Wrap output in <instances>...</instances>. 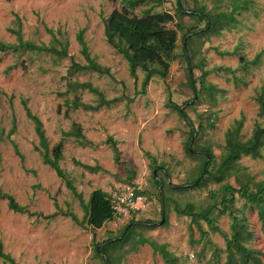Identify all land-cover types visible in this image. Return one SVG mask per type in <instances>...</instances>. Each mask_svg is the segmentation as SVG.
<instances>
[{"label": "rangeland", "instance_id": "rangeland-1", "mask_svg": "<svg viewBox=\"0 0 264 264\" xmlns=\"http://www.w3.org/2000/svg\"><path fill=\"white\" fill-rule=\"evenodd\" d=\"M200 2L205 4V10L227 11L230 8L229 0ZM148 6H136L133 12L139 15ZM119 7V2L109 0H0L1 41L14 42V35L7 28L14 27L12 20L13 14H16L20 19L23 39L47 44L51 37L45 28L59 30L68 41L67 54L84 63L75 41V33L82 28L89 55L99 65L107 67L116 80L96 72L67 76L68 58L55 59L45 53L0 52V127L7 131L11 117L14 118L15 130L10 138L21 155L18 157L14 153L7 140L0 143V191L11 194L28 212L40 214L11 211L6 206V200L0 198V242L3 251L17 264H100L92 251L94 243L116 235L130 219L149 226L151 222L164 219V215L165 225L154 224L152 229L136 230L159 243L165 242L167 249L181 264H213L215 254L208 244L199 252L201 243H190L189 219L175 214L173 202L168 203L164 212L151 178L153 169L157 167H151V161L163 164L170 183L187 186L188 189L180 193L166 191L172 201L180 204L188 201L194 207H204L208 201L207 190L191 188L188 182L197 170L199 157L194 151L185 153L183 143L188 129L185 120L172 109L170 102L185 107L193 129L197 130L191 138V146H209L215 161L222 152L224 132L234 120L242 119V139L250 135L255 121L264 124V118L257 115L254 99L264 82V0H248V9L237 16L238 23L234 28L223 30L216 36L201 37L198 40L201 45L196 42L198 45L192 47L194 56L191 61L201 62L202 70L208 71L205 82L219 90L212 95L202 92L199 101L192 98L185 77V61L180 55L181 35L185 28L177 30L175 58L167 76L151 77L145 92L134 96L140 88L143 72L136 69V79L130 78L125 59L105 42L103 35V18ZM174 7L175 0H163L153 10L169 12L173 15V22L177 21L184 27L192 23L186 16L177 15ZM197 25L202 26V22ZM260 50L263 52L255 67L234 71L238 78L244 80V85H233L228 73L216 70L218 67L235 69L238 66L237 54L249 60ZM223 51L235 54L218 53ZM198 75L199 69H193L194 78ZM67 79L89 82L105 98L119 99L109 107H100L95 111L80 108L65 110L64 98L76 97L84 103H92L94 98L86 90L58 95V92L64 91ZM195 86H198L197 82ZM22 100L25 101L24 106ZM185 100L188 102L182 105ZM31 116L44 130L49 147L58 141L62 131L70 129L72 123L78 124L81 133L96 144L93 148L80 147L73 137H67L63 142L62 158L57 163L63 178L80 192L83 202L95 188H103L107 192L116 182L144 183L148 208L126 219H110L94 230L74 224L64 212L70 211L81 219L83 208L65 187L63 179L42 164L39 154L33 149L37 138ZM207 119L209 122L213 119L211 126L206 124ZM105 135L116 140L119 163L113 161L110 148L103 143ZM72 159L88 165L98 164L105 172L90 173L75 165ZM238 162L253 181L264 180V152L261 158L241 156ZM131 172L132 175L129 174ZM226 182L236 186L232 178ZM217 186L211 183L207 187L215 189ZM242 202L241 199L236 200L234 206L240 207ZM49 214H54L51 219L43 217ZM244 215L248 230L252 232L246 246L259 250L260 260L264 263V234L256 212L244 209ZM199 223L207 231L209 241L219 249L216 264H221L225 255L223 238L216 232H210L203 221ZM228 223L225 215L216 220L218 227L226 233ZM191 228L192 239L196 240L198 232L193 224ZM0 264L7 263L0 261ZM117 264L162 262L143 244L135 252L123 255Z\"/></svg>", "mask_w": 264, "mask_h": 264}, {"label": "trees", "instance_id": "trees-1", "mask_svg": "<svg viewBox=\"0 0 264 264\" xmlns=\"http://www.w3.org/2000/svg\"><path fill=\"white\" fill-rule=\"evenodd\" d=\"M111 2H119L120 7L113 9L103 18V35L105 42L119 53L126 61L127 72L130 78L136 79V69L143 72L140 82V88L134 93V96L143 94L145 86L149 79L153 76L165 78L168 74L171 62L175 58L174 50L176 48L177 30L185 28L181 35V57L185 61V77L186 82L190 87L192 98L199 101L202 92L212 95L217 92L212 84L205 82L207 70H202L201 62L194 63L192 58L194 50L192 47L198 45V40L201 37L208 38L210 36L219 35L223 30L234 28L238 23L237 16L242 11L248 9V0H229V10L217 11L215 9L205 10V4L200 0H175L174 11L179 16H186L192 23L186 27L179 22H173V15L167 11H155L154 7L159 6L163 0H109ZM139 5H149L141 10L140 14L133 12V9ZM202 22V26L197 24ZM167 24H171L167 26ZM12 25L7 31L14 35V42H3L0 40V52L10 53H45L55 59L68 58L69 64L66 68V75L72 76L80 72H96L105 74L115 80L108 71V68L96 63L94 57L89 55L86 43L83 39V29H79L75 33V41L78 44V52L84 60V63L74 60L72 56L67 54L68 41L63 38L59 30L52 31L45 28L51 39L47 44L42 42L34 43L33 41L23 39L21 37L20 19L16 14H13ZM198 42L197 44H195ZM200 44V43H199ZM201 45V44H200ZM263 50L258 51L251 59L244 58L241 54L238 55L237 68L218 67L216 70H221L230 75L233 85H244V80L238 78L234 71L236 69H247L255 67L259 61ZM219 54H235V52H218ZM10 67V66H9ZM199 69L197 78L193 76V69ZM8 69V68H7ZM116 81V80H115ZM197 82V87L195 86ZM65 89L58 92V95H64L68 92L77 90H86L91 93L94 98L92 103H84L78 98H64L63 105L65 110L80 108L85 111H95L100 107H109L119 98L107 99L102 92L89 82H79L76 80L67 79L64 83ZM219 91V90H218ZM189 99L190 100H192ZM130 100L131 98L125 97ZM257 104V115L264 118V82L259 86L258 91L254 96ZM188 101L182 103L186 104ZM171 107L176 111L186 122L187 136L184 140L185 153L194 151L198 157V167L194 175L188 181L191 188L207 190V203L204 207H194L192 202L178 203L172 201L166 191L176 193L183 192L188 189L186 185H176L170 183L169 174L163 164H156L152 159L151 164L155 170V177L151 176L152 182L156 188L158 200L162 201L164 209L168 203H172V209L178 216H185L189 219V236L190 243H201L199 252H201L206 244H208L215 257L212 263L218 261V248L212 244L208 237L207 231L202 228L199 221H203L210 232H216L224 240V260L221 264H264L260 260V252L257 249L247 247V243L252 238V232L248 230L244 209L255 211L259 221L260 230L264 234V180L253 181L252 177L246 174L245 169L238 162L241 156H248L252 159L261 158L264 152V124L255 121L253 123L250 135L242 139L240 128L242 119L239 117L234 120L232 125L224 132V143L222 152L217 161L212 154L209 146L194 147L191 146V138L197 132L191 125L192 122L185 113V107L170 102ZM22 105L25 101L22 100ZM190 107V105L188 106ZM66 116V111L64 112ZM34 122V133L37 138V143L33 149L39 154L42 164L51 168L59 177L63 179L65 187L78 200V203L83 208V215L78 219L72 212L65 211L64 215L77 225H84L89 230H94L102 226V224L112 218V208L109 202L108 193L100 188L92 189L83 202L80 192L76 191L69 180L63 178L59 172L57 163L62 158L63 142L67 137H73L75 143L80 147L93 148L96 144L87 139L80 131V127L76 123H72L67 131L61 132V137L52 146H48L46 136L42 127L36 123V119L32 117ZM211 122L206 121V124L211 126ZM36 123V124H35ZM200 125V124H198ZM15 130V121L11 117V124L7 131L0 127V143L7 140L18 157L19 155L15 143L10 136ZM196 137V135H195ZM104 144L110 148L113 161L120 162L119 150L116 146V140L110 135H105ZM192 147L193 150H190ZM198 150V151H197ZM144 155L151 158L147 152ZM75 165H78L90 173L98 171L105 172L98 164L88 165L72 159ZM33 173V171H31ZM132 175V172L129 173ZM232 178L236 186H232L227 179ZM218 185L215 189H208L209 184ZM127 184V183H126ZM129 185H134L130 183ZM140 192L147 196L145 187ZM148 197V196H147ZM0 198L6 200L8 209L18 213H27L28 215L40 214L37 212H28L24 206L18 204L13 196L7 192L0 191ZM243 200L240 207L234 206L236 200ZM161 204V202H160ZM54 214L44 215L47 220L51 219ZM225 215L228 220V232L222 231L216 224L219 216ZM166 218L162 225H165ZM194 225L198 232V238L192 239V228ZM154 224L145 226L137 221L130 219L116 235L108 236L100 242L93 245V254L99 258L100 264H117L120 258L130 252H135L137 248L146 244L153 254H157L162 264H181L178 258L173 255L168 249L165 242H157L149 237L143 236L136 228L152 229ZM97 246V249L95 247ZM102 254V255H101ZM0 261L7 264H17L14 259L2 249L0 242Z\"/></svg>", "mask_w": 264, "mask_h": 264}, {"label": "built area", "instance_id": "built-area-1", "mask_svg": "<svg viewBox=\"0 0 264 264\" xmlns=\"http://www.w3.org/2000/svg\"><path fill=\"white\" fill-rule=\"evenodd\" d=\"M143 186L144 183L129 185L121 182L111 185L107 191L112 208L111 219H126L148 208L149 199L140 192Z\"/></svg>", "mask_w": 264, "mask_h": 264}, {"label": "water", "instance_id": "water-1", "mask_svg": "<svg viewBox=\"0 0 264 264\" xmlns=\"http://www.w3.org/2000/svg\"><path fill=\"white\" fill-rule=\"evenodd\" d=\"M185 120H186V122H189L187 118H185ZM152 175H153V177H155V175H156L154 169H153V171H152ZM161 200H162V199H161V197H160V202H161V206H162V201H161ZM162 221H163V219L161 218L158 222L149 223V224H161ZM95 249H97V246L95 247ZM101 255H102V254H101Z\"/></svg>", "mask_w": 264, "mask_h": 264}, {"label": "crops", "instance_id": "crops-1", "mask_svg": "<svg viewBox=\"0 0 264 264\" xmlns=\"http://www.w3.org/2000/svg\"><path fill=\"white\" fill-rule=\"evenodd\" d=\"M100 189H102V190L106 191V189H103V188H100Z\"/></svg>", "mask_w": 264, "mask_h": 264}, {"label": "flooded vegetation", "instance_id": "flooded-vegetation-1", "mask_svg": "<svg viewBox=\"0 0 264 264\" xmlns=\"http://www.w3.org/2000/svg\"><path fill=\"white\" fill-rule=\"evenodd\" d=\"M151 223H154V222H151Z\"/></svg>", "mask_w": 264, "mask_h": 264}]
</instances>
